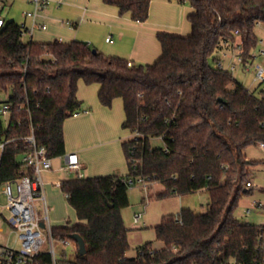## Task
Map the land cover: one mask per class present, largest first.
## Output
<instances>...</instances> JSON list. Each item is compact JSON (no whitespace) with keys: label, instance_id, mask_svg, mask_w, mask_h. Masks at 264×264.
<instances>
[{"label":"trees","instance_id":"1","mask_svg":"<svg viewBox=\"0 0 264 264\" xmlns=\"http://www.w3.org/2000/svg\"><path fill=\"white\" fill-rule=\"evenodd\" d=\"M103 1L144 22L152 0ZM171 1L193 7L191 32H158L162 54L152 64L129 66L127 59L93 52L76 39L25 42L15 20L5 19L0 28V95H7L0 105L11 104L6 129L0 116V139L17 138L5 146L0 183L31 173L20 158L30 148L21 137L30 133L31 123L51 155L65 154L64 123L81 107L80 81L98 83L105 106L121 98L123 127L140 133L123 142L127 175L61 182L78 222L54 226L53 232L58 238L79 234L86 244L84 255L65 256L64 264H251L254 259L263 225L241 223L234 213L240 198L252 192L246 183L257 162L248 160L245 149L264 141V89L257 95L232 72L212 65L210 57L225 40L240 38L248 60L259 43L255 27L264 25V0ZM155 137L165 146L153 147ZM136 176L165 186L151 198L208 189L210 201L203 213L182 208L177 216L164 215L155 225L163 247L146 242L130 258L122 211L130 204L126 180ZM38 261L49 264L50 255L41 252Z\"/></svg>","mask_w":264,"mask_h":264},{"label":"crops","instance_id":"2","mask_svg":"<svg viewBox=\"0 0 264 264\" xmlns=\"http://www.w3.org/2000/svg\"><path fill=\"white\" fill-rule=\"evenodd\" d=\"M10 2L12 3L13 0ZM10 2L8 4H11ZM28 3L31 4L30 0ZM29 7L27 10L32 9V4ZM27 10L23 11V16ZM192 12L193 7L188 2L152 0L148 19L137 22L129 13L121 14L118 7L106 4L103 0H49L48 5L38 15L39 22L45 24L46 29H36L32 36L26 35L28 39L25 42L32 39L40 41L58 39L69 42L76 39L85 41L90 46H96L106 55L123 57L133 64H152L162 54V47L157 39L158 32L190 34L191 23L188 16ZM63 13L71 19L64 20L56 16ZM28 20L31 21L29 18ZM22 23L30 25L27 23V18ZM108 37L113 41H107ZM99 89L98 83L80 85L77 92V97L81 101L79 114L72 115L73 119L64 123L65 153H78L81 169L73 172L81 178L128 174L125 172L128 162L123 149L125 140L122 137L124 130L129 132L130 130L123 127L125 119L123 101L121 103L119 100H114L112 106H105L99 100ZM55 164L63 165V161L56 159ZM65 172L71 171L54 168L43 172V176L46 177L44 179L51 181H44L46 198L48 186L58 188L56 183L68 179L64 176ZM199 191H207L210 201L208 189L194 193ZM188 195L190 194L179 196L183 200L182 208H191L197 213L206 211H198L197 206L189 202L184 204ZM134 217L133 222L138 225L140 222L135 223ZM67 223L69 221L65 224Z\"/></svg>","mask_w":264,"mask_h":264},{"label":"built area","instance_id":"3","mask_svg":"<svg viewBox=\"0 0 264 264\" xmlns=\"http://www.w3.org/2000/svg\"><path fill=\"white\" fill-rule=\"evenodd\" d=\"M11 0H0V11ZM32 9L25 12L26 18L31 19V25L26 23L20 24L22 30V38L25 35L32 36L34 31L39 29H46L45 24L38 23L39 12L44 9L49 0H30ZM5 24V19L0 15V28ZM107 41L112 42L111 37ZM263 43V41H259ZM223 48L220 52L224 57H228L226 62L221 57L215 59V66L220 67L226 71L233 73L237 63L252 64L254 68V81L261 84L264 83V66L261 64H253L259 55H264V47L257 52L251 50L248 60L244 57L243 42L238 38L235 41L225 40ZM225 50H230V54ZM264 57V56H263ZM132 66L131 61L127 62ZM27 102L29 100L27 99ZM79 114L78 111L73 113V116ZM0 116L3 119L5 129L9 126L11 119V104L3 102L0 105ZM3 130L5 134L6 130ZM132 134V133H131ZM140 136L139 132L133 133L132 138ZM29 145V151L24 153L22 161L25 166L31 169V173H24L16 179H11L0 183V194L7 198V208L10 211V217L7 219L12 231L18 235L21 240V247L16 248L14 245L8 243L2 244L0 241V264H40L38 256L41 252H46L50 255L51 261L49 264H64L60 259L67 256L65 253L58 255L55 249L54 242L56 240L66 243L72 241L75 245L76 254H79L78 243L68 237H57L53 232L54 225L51 224L50 211L51 207L48 204L46 193L44 189L43 172L52 170L54 168L64 169L68 171H79L81 169L80 158L77 152L65 153L58 156L50 154L45 145L38 142L33 124H30V133L21 137ZM17 138H6L3 136L0 139V163L1 157L7 143L15 141ZM256 145L264 150V141H258ZM63 161V165L56 166L55 160ZM129 186L140 183L147 191V198L150 200L149 188L154 182L143 176L127 178ZM61 183H56L60 187ZM253 184L251 180L246 183L247 188H251ZM258 207H263L262 203L257 202ZM251 208L247 209L250 213ZM143 213L135 214L134 221L138 223L141 221ZM43 223V226H42ZM1 231V229H0ZM251 264H264V225L260 228L257 244L255 246V255Z\"/></svg>","mask_w":264,"mask_h":264},{"label":"rangeland","instance_id":"4","mask_svg":"<svg viewBox=\"0 0 264 264\" xmlns=\"http://www.w3.org/2000/svg\"><path fill=\"white\" fill-rule=\"evenodd\" d=\"M11 3V2H10ZM28 0H13L11 4H7L0 11V15L3 16L6 20H15L18 24H22L23 20L26 18L22 15L24 10L29 9ZM32 8V7H31ZM28 11V10H27ZM61 19H71L67 14H59L56 15ZM40 19L38 18L37 22ZM27 23L31 25V21L27 18ZM39 29V28H37ZM255 33L258 37L259 41H263V43H258V45L254 48V51L257 52L259 49L264 47V25L261 22H258L255 27ZM38 34V33H37ZM38 36V35H37ZM28 36H23V40L27 41ZM39 42H47L40 41ZM99 49L96 46H92ZM230 54V50H225ZM101 52V51H100ZM264 55H259L253 64H261L264 66ZM221 57L226 62L228 61V57H224L223 54L218 51L215 52L214 55L210 57V63L212 65L215 64V58ZM254 68L252 64H242L237 63L235 70L233 71L234 78L239 81L241 84L253 90L257 95L261 94V90L264 89V83H257L254 81ZM84 86L86 84L83 81L79 82L78 88ZM0 97L5 99L7 95L1 94ZM119 100L122 103L121 98L115 99ZM114 103V102H113ZM73 119V117H69L66 120ZM124 135L122 139L126 140L131 137L129 131L124 130ZM151 143L153 147L159 148L164 147L165 142L161 137H155L151 139ZM245 154L248 156L250 160L256 161L257 164L254 165V171L249 178L251 183L253 184L252 192L250 194L243 195L238 203V206L235 210V216L241 223H251L255 225L264 224V150H261L256 144L249 145L245 149ZM22 158V157H20ZM248 159V160H249ZM126 173L129 172L128 164H126ZM68 179L77 178V174L73 171L65 172L64 175ZM46 178L43 176V179ZM46 182L47 181L44 179ZM165 190V186L161 182H154L153 185L149 188L150 194H156ZM129 200L130 204L126 208L123 209L122 214L127 227L130 228L129 234V242L130 248L127 251V257H135L138 253V247L146 242H152L153 248H157L163 246V242L159 241L156 236L155 225L160 223L163 216L167 214L178 215L181 211L182 198L179 196H172L169 198L158 199L155 197L147 198V191L140 183H136L133 186H130L129 191ZM208 192L207 191H199L194 194H190L185 198V203L189 202L190 204H195L198 211L207 210L208 204ZM47 201L50 207L52 208L50 211V220L51 224L54 226L64 225L67 221L70 223L76 222L77 216L75 210L69 205L67 201V197L64 192H62L61 188H57L55 186L47 187ZM257 202L262 203L263 207H258ZM185 206V205H184ZM251 208L252 211L250 213L247 212V209ZM143 212V219L140 221L138 225H135L133 222V217L135 213ZM10 217V211L7 208V198L5 195L0 194V241L2 244H10L14 245L16 248L21 247V240L18 239V235L12 231L7 219ZM146 222V223H144ZM55 249L58 255L65 253L68 258H75L76 251L75 245L72 241H68L63 243L61 241L56 240L54 242Z\"/></svg>","mask_w":264,"mask_h":264},{"label":"water","instance_id":"5","mask_svg":"<svg viewBox=\"0 0 264 264\" xmlns=\"http://www.w3.org/2000/svg\"><path fill=\"white\" fill-rule=\"evenodd\" d=\"M96 51H97V49L93 48V52H96ZM42 226H43V223H42ZM70 238L74 239L78 243V245H79V254L80 255H84L86 253V244H85V241L82 238V236L75 233V234H72L70 236Z\"/></svg>","mask_w":264,"mask_h":264}]
</instances>
